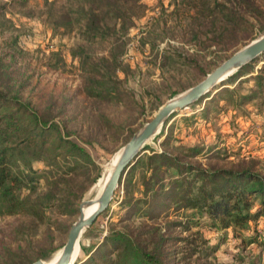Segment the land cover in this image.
<instances>
[{
  "label": "rangeland",
  "instance_id": "1",
  "mask_svg": "<svg viewBox=\"0 0 264 264\" xmlns=\"http://www.w3.org/2000/svg\"><path fill=\"white\" fill-rule=\"evenodd\" d=\"M258 2L264 7V0ZM188 4L0 0V88L30 103L90 153L94 163L73 179L83 184L81 203L99 198L113 158L164 103L264 34L258 21L256 30L239 32L240 40L221 44V28L214 31L193 17L196 12ZM247 64L248 74L236 76L238 69L228 75L210 96L173 112L146 142L108 208L84 230L78 259L88 258L113 230L129 228L141 230L143 241L153 239L152 246L164 236L166 264H264L263 246L246 242L252 235L264 238V218L241 232L190 207L178 209L173 201L164 210L174 178L191 180L194 174L161 166L153 175L161 161L149 160L154 151L166 150L180 162L206 170L251 167L264 175V88L256 99H242L257 88L256 75L264 74V52ZM191 146L203 148L202 153L192 156ZM33 165L40 172L45 168L41 161ZM46 181L41 179L40 190H46ZM201 183L197 178L192 184ZM79 216H62L52 203L43 220L0 214V264L54 260ZM148 226L160 230L147 233Z\"/></svg>",
  "mask_w": 264,
  "mask_h": 264
},
{
  "label": "trees",
  "instance_id": "2",
  "mask_svg": "<svg viewBox=\"0 0 264 264\" xmlns=\"http://www.w3.org/2000/svg\"><path fill=\"white\" fill-rule=\"evenodd\" d=\"M188 2L196 12L193 17H200L201 21L216 27L214 31L221 28L218 32L221 44L240 40L239 32L256 30L258 21L262 22L260 31L264 33V7L258 0ZM249 65L239 68L236 76L248 74ZM256 79V90L242 96L247 103L256 99L264 88V74H257ZM68 136L59 124L41 116L30 103L11 97L0 88V214H22L43 220L51 203L62 216L80 212L85 190L83 184L73 179L87 171L94 161L83 146ZM189 150L192 156H198L203 148L191 146ZM156 159L161 162L153 168V175L161 166H172L179 174H194L191 180L174 178L172 185L167 187L168 201L166 199L161 205L164 210H169L170 201H173L178 209L190 207L207 214L223 228L232 227L241 232L249 230L252 221L264 218V175L254 168L210 171L182 163L166 150L149 155L150 161ZM35 161L45 164L41 172L34 167ZM197 178L202 183L195 187L192 183ZM41 179L47 180L46 190L38 186ZM163 188L161 185L155 192ZM150 215L151 218L155 216L151 212ZM159 215L160 212L156 214ZM158 230L150 227L147 233L157 234ZM141 236V230L115 229L93 253L88 252V258H79L77 264H166L161 251L164 236L154 246L153 239L143 241ZM246 242H258L264 248V238L259 240L252 235Z\"/></svg>",
  "mask_w": 264,
  "mask_h": 264
},
{
  "label": "water",
  "instance_id": "3",
  "mask_svg": "<svg viewBox=\"0 0 264 264\" xmlns=\"http://www.w3.org/2000/svg\"><path fill=\"white\" fill-rule=\"evenodd\" d=\"M263 52L264 34L234 52L203 80L183 93L172 97L158 109L155 115L123 147L119 162L99 198V207L97 210L89 217L85 218L82 213V208L86 203L92 204L93 200L81 203L80 216L72 225L67 242L63 247L62 255L55 264H70L72 254L83 230L92 225L97 217L108 208L123 174L135 163L137 158L144 151L146 142L156 134V131L161 128L169 116L176 110L185 108L199 99L204 98L208 93L216 90L217 86L223 84L225 81H221L224 75L231 71L238 70L245 64L253 61ZM33 264H45L44 259H39Z\"/></svg>",
  "mask_w": 264,
  "mask_h": 264
},
{
  "label": "bare ground",
  "instance_id": "4",
  "mask_svg": "<svg viewBox=\"0 0 264 264\" xmlns=\"http://www.w3.org/2000/svg\"><path fill=\"white\" fill-rule=\"evenodd\" d=\"M233 72H235V70H234V71H231V72H229V73H227L226 75H224V76L221 78V81H223L228 75H231ZM225 80H226V79H225ZM158 130H159V129H158ZM121 153H122V152H121ZM120 156H121V154L118 153V154L113 158L112 162L110 163V166L108 167L107 172L105 173V176H104V178H103V181H102V184H101V187H100V192H101L102 190H104L105 187H106V185L108 184V182H109V180H110V178H111V176H112V173H113L115 167L117 166V164H118V162H119ZM102 192H103V191H102ZM101 194H102V193H101ZM100 196H101V195H100ZM100 196H99V198H100ZM99 198L96 199L95 201H92V204H87V203L84 204V206H83V208H82V213H83V215H84L85 218L89 217L92 213H94V212L97 210V208L99 207ZM83 232H84V230H83ZM83 232H82V234H83ZM82 234H81V236H82ZM81 236H80V237H81ZM79 239H80V238H79ZM78 254H79V241H78V243L76 244V247H75L74 252H73V254H72V258H71L70 264H75V260L78 259ZM61 255H62V254H61ZM61 255L58 256L57 258H55L54 260L50 261V262L44 260V263H45V264H55V263L59 260V258L61 257Z\"/></svg>",
  "mask_w": 264,
  "mask_h": 264
}]
</instances>
